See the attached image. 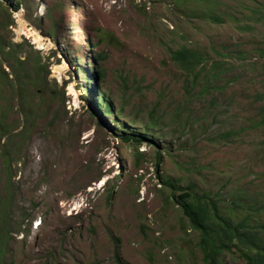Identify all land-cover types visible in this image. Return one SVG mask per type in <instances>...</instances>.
I'll return each mask as SVG.
<instances>
[{
	"label": "rangeland",
	"instance_id": "374dc122",
	"mask_svg": "<svg viewBox=\"0 0 264 264\" xmlns=\"http://www.w3.org/2000/svg\"><path fill=\"white\" fill-rule=\"evenodd\" d=\"M10 2L0 264H203L172 192L264 221V0ZM183 47L203 56L196 76L171 60Z\"/></svg>",
	"mask_w": 264,
	"mask_h": 264
},
{
	"label": "trees",
	"instance_id": "16d2710c",
	"mask_svg": "<svg viewBox=\"0 0 264 264\" xmlns=\"http://www.w3.org/2000/svg\"><path fill=\"white\" fill-rule=\"evenodd\" d=\"M17 1L20 2V0ZM2 2L12 6L10 0H0L1 5ZM19 4L13 3V9H16ZM202 59L203 56L199 52L186 47L171 51V60L190 75H197L196 71ZM96 66L94 78L98 80L103 78V74L98 65ZM97 97L98 103L103 106L101 112L105 115H113L114 107L109 97L99 91ZM156 122L154 113H150L148 123L152 125V129L156 127ZM143 131L151 132L150 126H144ZM164 183L174 191L179 190L169 180H165ZM170 197L175 198L174 202L180 205L190 227L201 233L199 246L203 264H219V258L225 252L236 255L237 259L244 261L243 264H264V221L255 223L254 218L242 215L234 219L231 215L233 208L230 207L225 208V211L229 213L225 216L218 206L208 201L204 195L190 191H181L177 196L175 192H172ZM262 208L264 209V206Z\"/></svg>",
	"mask_w": 264,
	"mask_h": 264
},
{
	"label": "bare ground",
	"instance_id": "6f19581e",
	"mask_svg": "<svg viewBox=\"0 0 264 264\" xmlns=\"http://www.w3.org/2000/svg\"><path fill=\"white\" fill-rule=\"evenodd\" d=\"M34 41H36L37 43L40 44L41 38L34 36ZM63 68H65V67H63ZM63 68H61V66L59 68H56V72L59 73L61 71V69H63Z\"/></svg>",
	"mask_w": 264,
	"mask_h": 264
}]
</instances>
